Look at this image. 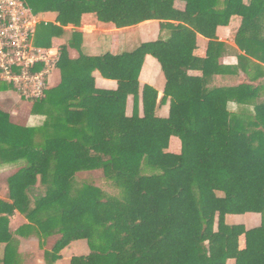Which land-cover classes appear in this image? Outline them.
Returning <instances> with one entry per match:
<instances>
[{
	"label": "trees",
	"instance_id": "1",
	"mask_svg": "<svg viewBox=\"0 0 264 264\" xmlns=\"http://www.w3.org/2000/svg\"><path fill=\"white\" fill-rule=\"evenodd\" d=\"M22 1L36 15L56 14L55 23L37 26L34 44L43 48L64 28L80 27L84 14L118 28L162 21L166 36L129 53L87 56L73 32L59 48V84L30 102L42 122L22 127L0 113V159L16 169L0 199V264H24L16 237L29 235L41 244L60 236L43 250L44 264L79 240L88 254L70 264H264V0H179L184 11L174 8L176 0ZM234 16L244 54L231 68L218 63L224 45L215 32ZM197 35L208 40L203 58L193 55ZM68 47L79 57L71 59ZM146 56L159 64L165 87L160 100L143 88L140 115ZM240 67L249 68L247 83L212 85ZM96 71L117 89L95 88ZM172 137L180 141L177 154L168 152ZM104 192L112 198L104 201ZM248 213L262 215L261 224L225 222ZM15 214L26 223L11 231Z\"/></svg>",
	"mask_w": 264,
	"mask_h": 264
},
{
	"label": "crops",
	"instance_id": "2",
	"mask_svg": "<svg viewBox=\"0 0 264 264\" xmlns=\"http://www.w3.org/2000/svg\"><path fill=\"white\" fill-rule=\"evenodd\" d=\"M174 8L179 11H184L185 3L179 0L174 2ZM40 22L44 23H55L56 14L55 13H43L38 14ZM161 24H164L162 21H146L140 23L136 26L123 27L118 28L112 22H102L100 21L95 14H84L81 17L80 27L75 28L73 26H68L64 28V33L62 36L54 37L51 40V45L47 49H53L59 51V48L63 45L68 46V42L72 36L73 32L80 33V39L77 43L80 52L87 56H98L103 55L105 53H110L112 55H117L120 53H129L135 50L140 44L147 42H154L161 36H166L165 32H162ZM241 18L234 16L230 19L229 24L227 26H219L216 29V37L220 43H223L224 48L220 50L218 55V63L220 65L235 68L238 66L237 55H243L244 53L237 47L235 44V36L240 27ZM188 26L190 28L191 24ZM208 40L200 35H197L194 42L193 55L195 57L203 58L206 53ZM68 54L71 59H76L79 57V52L76 49L68 47ZM264 67V65H263ZM245 70H249L248 67L238 68L237 75L233 76H216L213 81L218 82V86L215 87H236L242 83H247V77ZM57 72L58 77L57 81L54 84H50V78L53 74ZM189 75L197 76L198 72H189ZM49 78L48 86L49 88L55 87L60 82V73L56 68ZM94 85L97 89L102 90H110L114 91L117 89V83L112 80H107L101 77L99 72L93 73ZM264 83V78L262 79ZM145 86L151 87L157 91V99L160 100L163 94V90L165 87V78L160 69L159 64L155 59L151 56H146L143 62V66L141 68V72L138 79V96H137V107L138 112L142 115V91ZM4 84L0 83V113L6 114L9 116L10 122L12 124L22 126V127H34L38 126L42 122V117L40 120V116L31 118L27 125H21L17 122H14L12 119L16 118V115L19 113L21 108L19 105L14 108H8L6 106V94L2 93V89ZM23 101V100H22ZM25 102V101H24ZM27 108L31 104L29 102ZM134 106L133 95H129L127 97L126 102V113L127 115H131ZM232 110L236 109L235 106L231 105ZM168 104L161 106L158 109V114L161 117H167L168 115ZM177 139L172 137L170 140ZM16 172V169L13 166H8L2 164L0 159V178L4 177L7 179L9 176L13 175ZM3 188V187H2ZM7 187L2 189L5 194L7 193ZM6 196V195H5ZM6 199V198H5ZM251 214V213H248ZM246 214L245 221H253L250 215ZM21 215L15 214L11 219L19 220ZM242 218L239 215H227L225 217V222L229 225H233L232 223L234 219ZM11 221V220H10ZM22 224L26 223L25 219L22 218ZM21 224V225H22ZM83 240L75 241L73 244L83 245L81 243ZM88 254V253H86ZM82 254V255H86ZM77 255L76 256H82ZM60 264V263H59ZM70 264V260H69Z\"/></svg>",
	"mask_w": 264,
	"mask_h": 264
},
{
	"label": "built area",
	"instance_id": "3",
	"mask_svg": "<svg viewBox=\"0 0 264 264\" xmlns=\"http://www.w3.org/2000/svg\"><path fill=\"white\" fill-rule=\"evenodd\" d=\"M38 24L22 0H0V83L25 102L43 96L59 61V51L34 44Z\"/></svg>",
	"mask_w": 264,
	"mask_h": 264
},
{
	"label": "rangeland",
	"instance_id": "4",
	"mask_svg": "<svg viewBox=\"0 0 264 264\" xmlns=\"http://www.w3.org/2000/svg\"><path fill=\"white\" fill-rule=\"evenodd\" d=\"M37 16V15H36ZM40 23V21H39ZM58 74L57 72L52 75L50 78V84H54L57 81ZM213 86H218L217 81H213ZM2 93L6 94V106L8 108H14L15 106H20L23 108L19 111V113L16 115V118L12 119L14 122H17L21 125H27L28 122L31 120V118L34 117V115L31 113V107L29 106L27 108L28 103H25L20 99L18 94L13 90V88L9 85H5L3 89L1 90ZM30 103V102H29ZM31 104V103H30ZM38 117V115H35L34 118ZM41 120V116H40ZM180 151V141L178 139H173L169 141V147L168 152L177 154ZM4 177L0 178V199H5V192H2V189L4 187H7V183ZM97 183H102V179H98ZM3 187V188H2ZM7 189V188H6ZM104 201L107 200L108 196L111 197L109 192H104ZM112 198V197H111ZM121 208L118 210L119 213H121ZM250 215L251 219H254L253 221L249 220L248 222L245 221L243 217L245 215H239L242 218H235L232 223H235L233 225H243L246 229H251L254 227H257L262 222V215L260 214H248ZM24 218L23 216H21ZM22 218L19 220L15 219H9V227L11 231H15L23 222H21ZM11 220V221H10ZM17 238V251L18 253L24 258V264H44L43 260V250L44 249H50L55 242L60 238L58 235H54L41 244V240L35 236V235H29L26 237H16ZM77 242V241H76ZM72 242L68 247L64 248L61 252V258L58 260L55 264H69V260L77 255H82L88 253L87 244L85 241H81L83 245H77L73 244ZM227 264H234L233 261H228Z\"/></svg>",
	"mask_w": 264,
	"mask_h": 264
}]
</instances>
